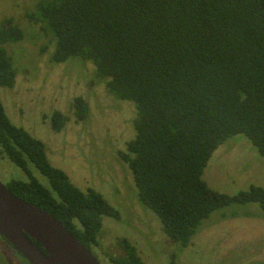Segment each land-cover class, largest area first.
<instances>
[{
	"label": "trees",
	"instance_id": "1",
	"mask_svg": "<svg viewBox=\"0 0 264 264\" xmlns=\"http://www.w3.org/2000/svg\"><path fill=\"white\" fill-rule=\"evenodd\" d=\"M26 18L52 37V63L89 62L109 95L134 104V138L118 155L170 244L186 247L219 208L254 203L264 212L263 188L229 196L201 179L213 151L235 135L264 159V0H36ZM21 39L10 20L0 28L2 88L11 89L16 75L4 45ZM72 111L81 122L88 105L76 97ZM66 122L58 111L50 117L56 133ZM0 154L28 177L8 190L51 214L92 253L102 217L117 211L52 167L44 144L13 125L1 101ZM116 246L107 264H143L126 239Z\"/></svg>",
	"mask_w": 264,
	"mask_h": 264
},
{
	"label": "rangeland",
	"instance_id": "2",
	"mask_svg": "<svg viewBox=\"0 0 264 264\" xmlns=\"http://www.w3.org/2000/svg\"><path fill=\"white\" fill-rule=\"evenodd\" d=\"M35 1L0 0V28L10 20L22 32L20 41L4 45L16 75L11 89L0 87V101L13 125L44 144L52 167L79 190L99 193L117 211V218L102 217L92 251L100 264H107L106 254H116V242L123 239L143 264H264V212L254 203L213 211L186 247L168 242L158 218L138 201L132 174L118 155L134 138V104L109 95L91 63L50 61L52 37L26 18ZM76 97L88 105L81 122L73 116ZM55 111L67 117L58 133L50 125ZM30 169L50 189L47 179ZM201 179L211 191L229 196L250 186L264 189V159L243 135H235L213 151ZM11 181L28 177L0 154V182L9 189ZM0 264L27 263L0 238Z\"/></svg>",
	"mask_w": 264,
	"mask_h": 264
},
{
	"label": "water",
	"instance_id": "3",
	"mask_svg": "<svg viewBox=\"0 0 264 264\" xmlns=\"http://www.w3.org/2000/svg\"><path fill=\"white\" fill-rule=\"evenodd\" d=\"M0 238L27 264H100L51 214L17 197L1 182Z\"/></svg>",
	"mask_w": 264,
	"mask_h": 264
}]
</instances>
